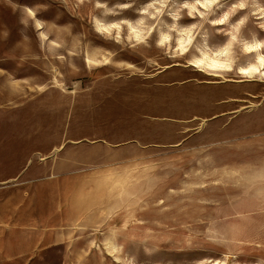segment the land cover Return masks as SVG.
Returning a JSON list of instances; mask_svg holds the SVG:
<instances>
[{
  "label": "rangeland",
  "instance_id": "1",
  "mask_svg": "<svg viewBox=\"0 0 264 264\" xmlns=\"http://www.w3.org/2000/svg\"><path fill=\"white\" fill-rule=\"evenodd\" d=\"M254 44L264 0H0V264H264Z\"/></svg>",
  "mask_w": 264,
  "mask_h": 264
},
{
  "label": "bare ground",
  "instance_id": "2",
  "mask_svg": "<svg viewBox=\"0 0 264 264\" xmlns=\"http://www.w3.org/2000/svg\"><path fill=\"white\" fill-rule=\"evenodd\" d=\"M246 49L248 51H257V57H256V65H250L245 68H240L238 71V74L241 77L248 78L254 76V74H258L260 77L264 79V56L261 54V52L258 50L257 44H254L253 46H247ZM198 67H201V62L195 63ZM208 67L218 69V70H225V71H231V68L227 64H223L214 60L209 59L208 61Z\"/></svg>",
  "mask_w": 264,
  "mask_h": 264
},
{
  "label": "crops",
  "instance_id": "3",
  "mask_svg": "<svg viewBox=\"0 0 264 264\" xmlns=\"http://www.w3.org/2000/svg\"><path fill=\"white\" fill-rule=\"evenodd\" d=\"M50 49H52V48H50ZM239 126H241V123H240V121L239 122H237V128L236 129H238L239 128ZM171 144H169V145H167V146H170ZM155 149H157V148H153V151H155ZM155 153V152H154ZM160 158H162V157H160ZM93 183V182H92Z\"/></svg>",
  "mask_w": 264,
  "mask_h": 264
}]
</instances>
